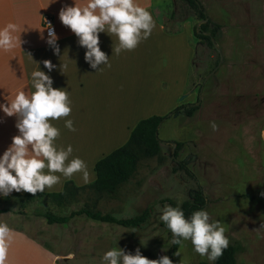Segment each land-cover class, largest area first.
<instances>
[{"label":"rangeland","instance_id":"rangeland-1","mask_svg":"<svg viewBox=\"0 0 264 264\" xmlns=\"http://www.w3.org/2000/svg\"><path fill=\"white\" fill-rule=\"evenodd\" d=\"M154 1L159 6L156 12L158 20L169 19L174 9L175 21L167 20V25L176 26L178 31L185 4L180 0ZM198 1L207 16L221 25L220 34L214 37L219 51L214 45L209 46L195 37L188 85L197 92L193 103L199 102L198 108L190 117L192 121L189 124H184L186 118L183 115L180 118L169 116L160 123L157 128V138L163 144L160 154L141 157L133 176L113 194L83 188L71 191L58 201L46 196H27L23 192H13L8 198L0 199V208H8L6 212L19 219L17 224L21 228L29 229L32 226L40 230L33 232V238L41 240L52 250L55 248L59 254L72 251L71 257L74 256L76 262L71 264H100L103 253L118 246L132 252L140 247L142 254L149 259L169 256L172 235L159 220L161 210L165 205L180 207L182 202L189 199V190L199 183L206 197L203 209L209 213L210 221L215 216L214 208L217 209V221L223 228L227 225V207L217 206L221 199L217 193L218 185L222 192H229L227 201L232 204L234 202L245 209L251 203L247 195L251 191V184L248 185L251 169L246 166L251 162L250 154L240 146L236 151L227 145L222 151L215 152L219 139L216 142L211 122H215L218 129V124L226 126L218 130L222 135L232 132L241 135L245 134L244 131L251 133V125L264 129V0ZM191 17L193 24L199 21L195 16ZM232 53H237V58L230 59ZM184 137L199 142L194 147L187 142V149L199 152L201 157L191 161V153L181 157L177 152L176 156L180 161L187 159L186 165L194 178L183 170L173 169L172 143ZM262 149L264 144L261 145L257 167L260 173H264ZM204 155L215 158L219 176L213 163L205 161ZM82 207L110 213L118 218L134 216L146 207L150 208V214L140 226L124 227L99 222L84 214L72 216L64 225L48 224L43 216L35 213L40 210L68 215ZM162 248L166 251L162 252ZM170 259L173 264H210L206 257L193 251L190 241L178 245Z\"/></svg>","mask_w":264,"mask_h":264},{"label":"crops","instance_id":"crops-1","mask_svg":"<svg viewBox=\"0 0 264 264\" xmlns=\"http://www.w3.org/2000/svg\"><path fill=\"white\" fill-rule=\"evenodd\" d=\"M73 2L77 6H83L87 0H0V28L9 22L17 24V35H21L24 41L21 47L8 52L0 51V93L8 101L18 91L30 93V73L38 68L36 61L49 59L57 66L64 65L62 74L53 70L50 75L54 80V87H64L69 93L72 111L65 119H72L75 131L66 129L63 119L51 121L60 129V136L55 143L64 147L71 145L72 156L81 158L88 166L87 183L80 173L74 174L71 179L61 176L60 183L51 189L46 188L43 193L61 191L66 181H72L77 187L91 184L95 179L96 161L123 145L139 120L151 115L166 114L181 104L193 103L197 96V92L188 85L194 55L193 17L183 20L178 31L168 32L156 18L159 6L155 1L137 0L141 7L147 8L152 14L155 27L151 35L141 41L134 50L111 55L110 44L114 47L116 38H109L101 33L100 46L111 55L110 67L102 65L101 70L95 71L84 62V50L78 47L76 37L58 19L61 7ZM44 14L50 15L53 20V27L59 38L60 57L53 55L52 50L41 39L42 32L47 36V31L41 24ZM237 56V53H232L230 59ZM40 68L47 71L42 63ZM182 115L186 118L184 124L192 121V115L186 116L183 113L170 118H180ZM14 124L15 117H7L0 112V153L11 143L12 136L17 134ZM218 126L219 129L217 127L213 131L216 134V142L219 139L215 144V152L222 151L226 145L239 151L240 146L251 157V162L246 165L251 169V179L248 181L251 191L247 192L251 203L247 208L242 209L236 203L227 201L229 192L224 193L220 190V185L217 186V193L221 198L217 206L227 207L224 235L229 244L236 247V264H264V227H261L264 225V195H261L264 193V173L257 171L261 145L264 144V129L251 125V133L244 131L245 134L237 135L232 132L224 136L219 131L221 126H226ZM177 142L183 143L178 151L181 157L189 153L191 161L201 157L199 152L187 149V142L194 147L199 143L197 140L192 141L184 137ZM162 146L163 144L161 150ZM262 150L264 154V149ZM204 158L205 161L213 163L219 176L215 158L212 155H204ZM214 210L213 221H217V209ZM5 212H0V223H6L12 229L5 264L76 262L74 256L71 257L72 251L62 254L55 252V248L52 250L41 240L32 237L33 232L40 230L32 226H29V229L21 228L17 224L19 219H14L11 213Z\"/></svg>","mask_w":264,"mask_h":264},{"label":"clouds","instance_id":"clouds-1","mask_svg":"<svg viewBox=\"0 0 264 264\" xmlns=\"http://www.w3.org/2000/svg\"><path fill=\"white\" fill-rule=\"evenodd\" d=\"M58 19L76 37L78 47L84 50V62L95 71L101 70L102 65L110 67L109 57L113 53L119 55L122 51L134 50L141 41L148 39L155 27L151 12L141 7L137 0H87L83 6L73 2L61 7ZM47 25V36L42 32L41 39L53 55L60 57L55 28L50 23ZM17 32L18 26L12 22L0 28V51L21 47L24 41ZM101 33L116 38L115 46L110 44L111 55L101 49ZM36 62L38 68L30 73V93L18 91L10 101L0 93V112L15 117L17 129L11 143L0 153V199L13 192L34 196L60 183L61 176L71 179L80 173L85 183L89 181L88 166L81 158L72 156V146L55 143L60 129L51 121L63 119L64 127L75 131L72 119H65L72 111L69 93L64 87H54L50 75L53 70L62 74L65 66H57L49 59ZM41 63L47 71L41 70ZM211 127L216 130L215 122H211ZM159 220L170 231L173 245L190 241L193 251L206 257L210 264H215L228 247L225 229L219 221H210V215L204 209L185 217L180 207L165 205ZM11 238L12 229L6 223H0V264H5ZM161 251L166 250L162 248ZM100 264H173V261L167 255L149 259L140 247L132 252L118 246L105 251Z\"/></svg>","mask_w":264,"mask_h":264},{"label":"trees","instance_id":"trees-1","mask_svg":"<svg viewBox=\"0 0 264 264\" xmlns=\"http://www.w3.org/2000/svg\"><path fill=\"white\" fill-rule=\"evenodd\" d=\"M184 5V17L179 21L185 20L190 16H195L197 20L207 19L199 26L193 25V34L197 39L204 40L207 45L212 46L211 37H216L220 34L221 25L211 20L201 2L198 0H180ZM176 12L174 9L171 11L168 17V22L175 21ZM161 20V21H160ZM159 21L164 25L168 32H176V26H168L167 20L162 18ZM177 20V19H176ZM204 32H208L205 34ZM198 108L195 103L181 104L173 108L163 115H151L149 117L139 120L132 128L127 141L112 150L107 155L98 159L94 164L95 179L87 185L77 187L72 181H66L64 187L58 192L43 193L38 192L34 196H46L50 200H57L70 194L71 191H77L83 188H91L95 192H106L113 194L118 188L125 182H127L135 173L138 161L141 157H151L159 155L161 152L160 140L157 138V128L160 123L167 117L183 113L186 116H191ZM182 142H175V146L172 151L174 156L175 165L174 170L180 169L185 171L187 175L194 178L193 172L187 167V159L177 160V152L182 146ZM27 196H33L30 193H25ZM189 199L182 202L180 208L183 210L185 217H189L194 211L203 209L206 204V197L203 193L202 187L197 184L194 189H190L188 192ZM8 198V197H7ZM58 201V200H57ZM6 208H1L0 212L6 211ZM37 215L43 216L48 224L57 223L65 224L74 215L84 214L87 218L107 223H115L124 227H138L144 223L150 214V208H144L139 214L131 217H115L110 213H102L100 211H91L85 207H82L76 211L71 212L68 215H57L49 211H35ZM163 226H165L162 223ZM166 227V226H165ZM167 228V227H166ZM178 245H173L169 248L168 254L170 257L176 251ZM199 264H205L200 262ZM215 264H236V247L232 244H228V247L223 251V254L215 261Z\"/></svg>","mask_w":264,"mask_h":264},{"label":"built area","instance_id":"built-area-1","mask_svg":"<svg viewBox=\"0 0 264 264\" xmlns=\"http://www.w3.org/2000/svg\"><path fill=\"white\" fill-rule=\"evenodd\" d=\"M47 23H50L53 26V20L50 15L44 14L41 18V24L46 29L48 27ZM47 31V29H46Z\"/></svg>","mask_w":264,"mask_h":264},{"label":"water","instance_id":"water-1","mask_svg":"<svg viewBox=\"0 0 264 264\" xmlns=\"http://www.w3.org/2000/svg\"><path fill=\"white\" fill-rule=\"evenodd\" d=\"M207 19H203V20H199L197 23H196V26H199L202 22H205ZM205 34H208V32H204ZM211 41H212V43H213V45L215 46V48H216V50H218L219 51V47L218 46H216L215 45V41H214V38L213 37H211ZM200 101V100H199ZM197 102V101H196ZM195 102V104L197 105L199 102H197L196 103ZM172 146H173V148H174V146H175V143L173 142L172 143ZM173 151V150H172Z\"/></svg>","mask_w":264,"mask_h":264}]
</instances>
